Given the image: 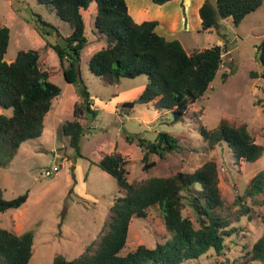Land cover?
<instances>
[{"label": "rangeland", "instance_id": "obj_1", "mask_svg": "<svg viewBox=\"0 0 264 264\" xmlns=\"http://www.w3.org/2000/svg\"><path fill=\"white\" fill-rule=\"evenodd\" d=\"M206 0H173L163 6L151 0H126L133 18L158 21L156 31L167 40H179L187 52L220 46L223 61L219 73L208 92L195 104L180 123L173 115L156 110L154 103H126L138 100L148 84V77L123 79L117 86H105L91 74L89 60L106 47V42L90 45L83 53L79 72L99 111L96 119H81L87 128L82 138L78 157L70 147L63 127L74 120V107L82 103V87L66 82L54 50L47 46L62 42L72 33L68 24L60 21L53 11L37 0H0V28L10 29L11 40L5 60L11 63L19 52L40 50L42 69L51 73L50 81L62 89L46 116L43 135L24 143L13 162L0 166V189L4 199L13 200L25 193L29 198L19 210L0 214V229L21 236L34 234L32 259L29 264H52L57 255L73 260L84 255L88 247H95L105 233L114 200L122 196L116 180L99 168L104 154L117 150L130 162V182L152 177H170L177 172L194 173L207 162L218 168L219 188L224 208L217 212L228 217L237 232L230 237L222 255L213 250L186 264H262L250 263V251L264 235V194L247 193L251 180L264 171V153L254 163L236 161L224 142L214 146L207 143L201 129L213 130L222 122L231 126L246 125L255 143L264 148V78L258 61V47L264 41V0L262 6L236 26L232 18L219 19L218 27L210 32L202 30L199 9ZM214 3V0H209ZM86 13L87 33L90 38L94 15ZM41 15L56 31L44 40L30 24ZM32 19V20H31ZM30 21V22H29ZM45 31V30H44ZM3 113L0 107V114ZM10 113V112H8ZM131 113V114H129ZM162 132L178 140L180 148L161 160L152 156L157 165L144 170L145 151L138 141L156 142ZM133 138V144L127 139ZM59 167L56 176L47 177L48 169ZM251 208L249 215L240 213ZM198 227L197 216L190 207L184 210ZM168 238L164 221L157 208L149 209L144 219H133L122 255L144 245L154 248Z\"/></svg>", "mask_w": 264, "mask_h": 264}, {"label": "trees", "instance_id": "obj_2", "mask_svg": "<svg viewBox=\"0 0 264 264\" xmlns=\"http://www.w3.org/2000/svg\"><path fill=\"white\" fill-rule=\"evenodd\" d=\"M173 0H151L163 6ZM206 0L199 9L202 30L210 32L218 27L219 19L232 18L239 26L251 13L259 9L263 0ZM49 8L56 17L69 25L72 33L62 42L50 45L46 36L50 28L57 31L41 15L30 24L46 40L58 56L64 68L67 83L82 87L80 106H75L74 120L63 127L69 137L70 147L78 157L84 158L80 145L87 128L81 123L84 117L96 119L99 115L94 100L87 89L77 64L81 63L84 51L92 44L106 42V47L94 53L89 60L91 74L105 86H117L123 79L148 77V84L138 100L124 105L134 108L136 104L154 103L156 110H165L173 115V122L180 123L186 117L190 105L200 100L216 79L223 61L222 48L214 46L204 50L187 52L179 40H167L156 31L158 21L135 22L129 13L126 0H37ZM94 15L91 35L87 33L85 14ZM45 30V31H44ZM11 40L10 29L0 28V166L8 167L20 149L31 140L43 135L45 118L52 110L55 99L62 89L50 81L51 73L42 69L40 50L19 52L15 61L5 60ZM258 61L264 78V41L257 49ZM10 112V113H8ZM131 114V113H129ZM208 144L224 142L231 149L236 161L254 163L259 160L264 148L257 145L246 125L231 126L222 122L213 130L201 129ZM133 144L134 139L128 138ZM145 151L142 159L144 170L157 163L152 156L165 159L167 154L180 148L178 140L168 132H162L156 142L138 141ZM130 162L117 152L104 154L95 163L112 176L122 192L110 209L105 223V233L95 247H88L79 258L68 260L57 255L52 264H186L200 259L213 250L222 255L237 228L231 227L228 217L218 214L224 208L219 188L216 163L207 162L194 173L177 172L170 177H152L139 182H130ZM248 195L264 194V171L250 182ZM29 194L6 200L0 189V214L19 210L26 204ZM190 207L197 216L199 226L184 216ZM157 208L164 221L168 238L154 248L144 245L122 255L133 219H144L149 209ZM240 213L249 215L251 208L243 207ZM34 234L21 236L0 229V264H29L32 259ZM250 263L264 264V235L250 251Z\"/></svg>", "mask_w": 264, "mask_h": 264}, {"label": "built area", "instance_id": "obj_3", "mask_svg": "<svg viewBox=\"0 0 264 264\" xmlns=\"http://www.w3.org/2000/svg\"><path fill=\"white\" fill-rule=\"evenodd\" d=\"M59 172V167H52L51 169H48L45 173L47 177L56 176Z\"/></svg>", "mask_w": 264, "mask_h": 264}, {"label": "crops", "instance_id": "obj_4", "mask_svg": "<svg viewBox=\"0 0 264 264\" xmlns=\"http://www.w3.org/2000/svg\"><path fill=\"white\" fill-rule=\"evenodd\" d=\"M139 18H143V16H139V17H137V18H133L134 20H135V22H137V23H139V24H141V23H143V22H145L144 20H142V19H139ZM56 100V99H55ZM54 100V101H55ZM58 100V99H57ZM53 108V107H52ZM49 114V113H48ZM47 114V115H48ZM46 119V118H45ZM45 129V128H44Z\"/></svg>", "mask_w": 264, "mask_h": 264}, {"label": "water", "instance_id": "obj_5", "mask_svg": "<svg viewBox=\"0 0 264 264\" xmlns=\"http://www.w3.org/2000/svg\"><path fill=\"white\" fill-rule=\"evenodd\" d=\"M76 67H77V71H78V73H79V64H77Z\"/></svg>", "mask_w": 264, "mask_h": 264}]
</instances>
